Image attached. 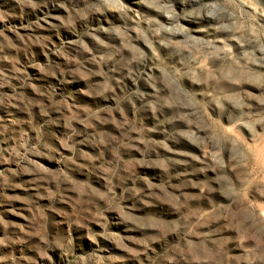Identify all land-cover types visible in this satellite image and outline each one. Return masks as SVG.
I'll list each match as a JSON object with an SVG mask.
<instances>
[{"label":"rangeland","instance_id":"rangeland-1","mask_svg":"<svg viewBox=\"0 0 264 264\" xmlns=\"http://www.w3.org/2000/svg\"><path fill=\"white\" fill-rule=\"evenodd\" d=\"M0 264H264V0H0Z\"/></svg>","mask_w":264,"mask_h":264}]
</instances>
